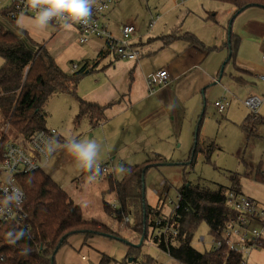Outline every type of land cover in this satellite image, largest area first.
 I'll list each match as a JSON object with an SVG mask.
<instances>
[{
  "label": "trees",
  "instance_id": "16d2710c",
  "mask_svg": "<svg viewBox=\"0 0 264 264\" xmlns=\"http://www.w3.org/2000/svg\"><path fill=\"white\" fill-rule=\"evenodd\" d=\"M219 1L233 6L234 17L248 7L264 9V0ZM1 12L7 17L6 9H2ZM228 36V42L224 43L229 53L226 64H234L239 39L231 31ZM176 38L184 39L190 45L202 50L220 48L204 46L194 34L189 32L180 35L170 33L162 37L165 44ZM0 57L3 60L0 64V162L6 141L12 139L29 141L35 132L48 130L47 112L44 108L53 95H72L78 102L74 122L79 124L83 118H88L93 127L105 120L106 110L116 102L100 105L82 99L77 93L79 81L86 71L92 72L97 61H94L91 67L88 62L83 61L78 69L65 72L46 49L30 48L17 34L6 30L1 23ZM201 117L202 115L199 116L197 123L196 144L183 162L191 168L197 152H202L205 160L208 161L212 148L216 147L213 143L207 147L198 144ZM261 122L258 114L250 113L243 120L242 128L248 135H255ZM165 161L153 156L141 163L122 165L120 178L114 177L112 173L104 177L107 187L102 193L114 194L118 206L111 207L110 203L103 199V211L114 214L118 221L130 215L131 230L139 237L143 236V239L152 238L154 234L151 216L163 214L162 202L160 207H152L146 202L145 174L150 167L164 165ZM84 174L92 177L95 171L93 167H89ZM187 174L188 172H184V181L177 188L178 216L172 220L173 225L178 228V233L175 236L167 235V245L163 237H153V244L181 264H245L239 253L225 255L220 251H212L204 247L203 250H197L192 245L200 227L206 226V233L210 237H218L227 218L234 215V211L226 204V193L228 190L240 192L239 177L231 175L229 186L221 184L211 186L191 183L186 179ZM250 174L258 182L264 183V170L261 167L252 169ZM16 180L25 193L24 209L27 218L23 225H16L13 222L0 225V263L56 264V254L75 234H83L86 238L102 236L124 240L117 231L95 218L85 217L81 206L76 204L43 169L16 175ZM8 232L12 233L9 238ZM21 232L23 236L15 243H11L9 239H14ZM112 260L111 256L103 254L97 264H109ZM115 263L158 264L156 258L148 253H142L140 246L132 244H128L122 260Z\"/></svg>",
  "mask_w": 264,
  "mask_h": 264
},
{
  "label": "crops",
  "instance_id": "0c3cea01",
  "mask_svg": "<svg viewBox=\"0 0 264 264\" xmlns=\"http://www.w3.org/2000/svg\"><path fill=\"white\" fill-rule=\"evenodd\" d=\"M5 2L6 4H0V23L5 29L17 34L32 49H37V47L46 49L56 64L65 72L72 71L71 66H69L70 63H72L71 65H77L76 69H78L83 61L88 62L90 67L94 61H98L89 56L87 42H79V33L76 27L65 28L51 23L40 27L34 22L35 16L28 14H21L14 19L8 18L3 16L1 12L2 7L7 5V1ZM233 12L234 8L232 6L230 17H232ZM104 20L108 23L106 17H104ZM156 23L157 20L149 21V28L145 36L135 32L133 43L142 50V46L149 43H151L150 49L153 48V45L156 47L158 41V44L161 45L159 52L165 55L163 60L159 63L154 62L150 67L145 63L143 51L136 61L117 60L102 39L104 46L96 48L95 51H98L97 57L107 59V67L103 69L104 73L101 71L92 73L94 70L92 72L87 71V76L82 79L87 80V84L81 83L78 85L77 93L82 99L100 105L116 101L106 110L105 120L96 125V127H100L101 132V145L97 151L100 161H92L89 167H93L97 163L110 162L114 170L115 167L122 165L123 160L133 158L140 151H145L148 148L155 149L150 157L157 156L162 160H166L167 157L162 151H165L164 147L169 142L167 131L172 126L171 124L177 122L179 114L193 113L198 109L199 93L201 88L207 85L209 81L220 82L223 94L226 95L225 99L228 98L229 100H227L226 110L231 100H239L243 103V100L250 95L259 96L262 99L261 104L264 103V80L259 77V75L264 74V60L262 57L264 52V9L255 6L248 7L232 19L230 31L239 39L234 64H226L229 53L224 43L228 40L223 41L221 45L212 44L207 46H218L219 49L211 51L223 52L224 50L225 55H221V53L218 56L210 55L206 50L196 48L181 38H176L166 44L163 43L162 37L174 31L176 23L170 26L162 23L152 34V29ZM122 25L133 24H120L117 32L110 30L115 37H119V28ZM194 33L206 46L200 35L196 31ZM226 35L228 38L229 33L227 32ZM160 40L162 42H159ZM223 60H225L224 68H226L223 69L219 77L220 68L218 67H220ZM163 67L168 69L166 82L162 85H156L154 92L149 93L145 77L155 74ZM229 96L232 97L229 98ZM221 97L218 99L223 98ZM52 99L57 100V104L61 107V115L69 117L77 113L78 102L72 95L55 94L44 108L47 117L49 116L48 107ZM261 113L258 114L262 122L257 127L255 134L257 136L260 134L259 131L264 130V111ZM83 119L91 126L88 118ZM48 128L55 129L58 136L54 143L53 154L42 169L75 202L74 195L72 196L68 187L74 188L73 182H77L75 183L76 186L80 178L96 181L95 176L85 175V167L73 154V145L81 143L80 140L75 138L72 141H67L66 137L62 136L65 130L59 122L55 126H48ZM91 134L94 137L95 133L93 131ZM262 170H264L263 167ZM77 171L81 172L75 175L74 173ZM63 176L66 179H63ZM68 180L70 182L67 185ZM105 189L102 187L100 192ZM240 192L242 193L241 188ZM252 198L260 204H264V198ZM75 203L82 206L79 202ZM83 213H86L85 210H83ZM93 218L104 223H110V221H106L103 213H101L100 218ZM112 240L102 236L86 238L83 234H75L69 238L68 244L56 254V264H85L83 260L87 257L93 261V264H97L103 254L110 256ZM73 257L76 261L77 259L79 261L74 262Z\"/></svg>",
  "mask_w": 264,
  "mask_h": 264
},
{
  "label": "rangeland",
  "instance_id": "374dc122",
  "mask_svg": "<svg viewBox=\"0 0 264 264\" xmlns=\"http://www.w3.org/2000/svg\"><path fill=\"white\" fill-rule=\"evenodd\" d=\"M230 9L232 10V6L219 0H115V3L106 11L105 17L111 31L117 32L118 25L131 23L136 29V34L139 33L142 36L147 35L146 32L151 20H157L156 25L152 29V34L162 23L168 26L176 23L175 29L171 33L189 32L196 35L194 33L196 31L205 45L208 46L212 44L221 45L223 41L228 40L226 34L231 19L229 15L231 14ZM102 42V39L96 37H90L87 41L90 52L89 56L98 60L96 63L97 67H94L92 73L96 71L104 73L103 69L107 67V59L100 56L97 57L98 51H95L96 48L104 46ZM159 42L162 41L160 40ZM150 44L143 45L142 51L145 63L151 67L154 62L159 63L163 60L165 55L159 52L161 45L158 44V41L157 46L153 45L151 49ZM206 51L210 55L218 56L220 53L221 55L226 54L224 50L223 52H212L206 49ZM2 61L0 57V64ZM224 63L225 60L218 67L220 68L219 74L226 68H224ZM71 64L69 66L72 67ZM84 76H87V74ZM82 79L78 85L81 83L87 84V80ZM223 93L220 82L209 81L207 85L201 88V92L199 93L198 109L193 113L179 114L177 122L171 124L172 126L167 131L169 142L164 147L165 151H162L167 157L164 165L150 167L145 174L144 196L150 206L159 207L161 201L163 204L162 212H168L171 209L170 201H177V188L184 181V172H188L186 179L191 183L208 184L211 186L215 184L229 186L231 184L230 176L237 175L243 194L264 198V183L258 182L250 174L252 169L255 170L258 167L264 168V130L259 131V136L248 135L243 130L242 121L245 116L250 114V110L239 100H231L228 109L223 113H219L213 106V102L221 96L226 98V95ZM231 97L229 96V98ZM60 110L61 107L57 104V100L52 99L48 107L49 116L47 117L46 125L55 126L59 122L65 130L62 136L66 137L67 141H72L75 138L79 139L81 143L86 140H94L97 147L94 149L96 157H94L93 162L100 161L97 156V151L101 145L100 127L89 126L85 119L78 125L74 122L75 115L66 117L60 114ZM262 111H264V103L260 105L258 114H262ZM201 115L197 138L198 144L207 147L213 143L216 147L212 148L210 160L208 161L205 160L202 152H197L193 167L191 168L189 165H184L183 162L188 158L194 143L196 144L195 133L199 116ZM92 131L95 133L94 137H92ZM12 141L18 142L19 140L12 139ZM152 152H155V149L148 148L145 151H140L133 158L123 160L122 165L141 163L150 158L153 155ZM122 165L115 167L112 172L116 178L122 175ZM79 172L81 171H77L74 174L77 175ZM63 179H66V177L63 176ZM95 180L97 182L92 179L88 181L86 178H80L78 179V184L75 186L77 182L74 181V188L68 187V190L72 193V196L74 195L75 202L81 203V207L86 212L83 213L85 217L100 218L101 213H103L106 221H110V223L96 220L117 231L124 238L123 241L119 239L112 240L113 243L109 254L113 260L109 264H116L115 262L121 261L124 257L128 244H137L141 236L139 237V235L131 230V216L128 217V221L125 220L126 216L118 221L114 214L103 212V199L108 200L107 202L110 203L111 207V204H117V200L114 194L103 195L102 191L100 192L102 187L104 189L107 187L105 179L99 181L95 178ZM69 182L70 180L67 181V185ZM162 182L165 183L164 186ZM164 189L167 190L165 198L159 196ZM157 191H160L159 194ZM206 231V226H202L196 233L195 241L193 240L192 245L197 250H203V247L197 243L199 235H204L206 239L210 238V235ZM152 238L142 239L140 245L142 253H148L156 258L158 264H181L160 251L153 244ZM78 261V259L77 261L74 259V262ZM83 262L85 264H93V261L88 257ZM245 264H264V249L254 250Z\"/></svg>",
  "mask_w": 264,
  "mask_h": 264
},
{
  "label": "built area",
  "instance_id": "2783aa9c",
  "mask_svg": "<svg viewBox=\"0 0 264 264\" xmlns=\"http://www.w3.org/2000/svg\"><path fill=\"white\" fill-rule=\"evenodd\" d=\"M7 5L2 9L7 10V17L14 19L21 14L37 15V10L27 4V0H0V4ZM115 3V0H95L92 8L91 19L88 24L68 23L76 27L79 33V42L85 43L90 37L103 39L105 45L116 56L117 59L138 60L142 54L139 46L133 43L136 29L133 25H122L119 37H115L104 20L106 11ZM49 23L64 26V20L53 18ZM264 60V52L262 54ZM72 70L77 65H72ZM168 77V69L163 67L155 74L145 77V83L149 93L154 92L156 85H162ZM264 80V74L259 75ZM244 105L253 115L258 114L262 99L257 95H250L243 100ZM228 105L225 98L214 102L218 112H223ZM57 131L48 128L46 131L35 132L29 141H6L2 161L0 162V225L5 222H13L23 225L27 214L24 209L25 193L17 183L16 175L42 169L53 154L54 143L57 140ZM95 178L99 181L111 173L113 166L110 162L97 163L93 166ZM163 184V182H162ZM160 191H157L159 194ZM159 196L166 197V190ZM167 202V201H166ZM167 204H169L167 202ZM171 209L162 215H153L154 223L153 237L161 238L168 244L167 235H177L178 228L173 225V218L177 217L178 203L170 201ZM226 204L234 211L229 216L219 233L218 237L206 239L204 235L197 237V243L201 247L212 251H220L225 255L239 253L243 262L247 257L258 249H264V204H260L254 198L240 192L228 190L226 193ZM117 207V204H111ZM130 215L125 220L128 221ZM3 264V263H0Z\"/></svg>",
  "mask_w": 264,
  "mask_h": 264
},
{
  "label": "clouds",
  "instance_id": "9594fccd",
  "mask_svg": "<svg viewBox=\"0 0 264 264\" xmlns=\"http://www.w3.org/2000/svg\"><path fill=\"white\" fill-rule=\"evenodd\" d=\"M28 6L37 10L35 23L40 26H46L53 18L64 20V27L71 25L69 21L75 23L88 24L92 15V8L95 0H27ZM97 147L94 140H86L83 143L73 145V154L78 161L87 169L93 158L96 157L94 149ZM12 233L8 232L7 237H11ZM23 236V232L17 234L14 239H9L11 243Z\"/></svg>",
  "mask_w": 264,
  "mask_h": 264
},
{
  "label": "water",
  "instance_id": "95a60500",
  "mask_svg": "<svg viewBox=\"0 0 264 264\" xmlns=\"http://www.w3.org/2000/svg\"><path fill=\"white\" fill-rule=\"evenodd\" d=\"M233 17H234V15L231 17V19L229 21V26H228V31H227L228 33H230V23H231ZM228 40H229V36H228ZM86 73H87V71H86ZM221 73L219 74V77L221 76ZM196 137H197V129H196V133H195V141H196ZM167 164H170V163H167ZM142 239H143V236L140 237V240H139V242L137 244H134V243H130V244L135 245V246H140L141 243H142Z\"/></svg>",
  "mask_w": 264,
  "mask_h": 264
}]
</instances>
